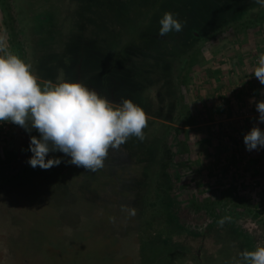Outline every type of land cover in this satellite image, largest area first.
Masks as SVG:
<instances>
[{
	"label": "rangeland",
	"instance_id": "obj_1",
	"mask_svg": "<svg viewBox=\"0 0 264 264\" xmlns=\"http://www.w3.org/2000/svg\"><path fill=\"white\" fill-rule=\"evenodd\" d=\"M74 8L72 0H0V38L36 74L40 40L34 31L36 17L44 10L57 12L56 22L65 32ZM262 14L264 6L249 11L238 23L200 40L193 61L188 54L175 62V116L171 122L156 119L150 129L151 137L163 140L157 174L158 180L162 177L168 183L160 186L163 181L155 179L147 214L156 228L170 232L181 228L175 240L189 254L175 264H237L221 247L220 236L201 238L182 231L203 230L211 214L238 215L254 246H264V148L248 151L244 143L253 126L264 130L256 111V103L264 100V85L253 74L264 53V22L250 25ZM155 92L152 88L147 95L155 99ZM31 136L39 137V133L0 123V181L28 167ZM21 185L12 192H0V264H143L138 251L140 231L134 223L137 215L130 217L120 208L112 219L105 214L92 216V206H80L72 198L64 207L71 217H65L91 215V220L66 227L63 213H58L60 201L49 194L45 181L38 178L34 187L25 181ZM130 202L136 207L135 201ZM165 208L180 221L178 226ZM127 218L132 224L128 229ZM220 258L232 259L228 263Z\"/></svg>",
	"mask_w": 264,
	"mask_h": 264
},
{
	"label": "trees",
	"instance_id": "obj_2",
	"mask_svg": "<svg viewBox=\"0 0 264 264\" xmlns=\"http://www.w3.org/2000/svg\"><path fill=\"white\" fill-rule=\"evenodd\" d=\"M72 2L75 8L70 12V26L65 32L56 22L57 12L44 10L46 12L42 11L36 17L37 30L35 28L34 31L40 37L35 51L38 62L36 75L52 83L65 80L82 82L115 104L122 99H131L149 116V126L144 130L146 138L140 141L133 137L120 150H110L105 167L96 172L67 163L70 157L61 152L50 153L48 159L62 158L59 166L44 170L27 164L28 167L14 177L0 181V192H12L16 187H22L24 181L34 187L35 180L42 179L48 184L49 194L60 201L58 213H63L62 225L66 227L81 225L96 213L112 219L122 205L129 206L130 201H135L136 207H132L138 211L134 223L140 231L138 251L143 264L181 262L189 254V249L175 240V235L181 234V228L170 232L154 227L153 221L148 219L147 208L153 183L158 180L163 146V140L151 137L149 132L156 119L171 122L175 116L178 101L173 77L175 62L188 54L193 55L190 62L193 61L196 57L194 50L200 40L213 37L238 23L249 11L261 5L256 0ZM165 12L178 14L181 21L187 22L182 32H171L164 37L159 35V21ZM263 22L264 14L250 20V25ZM254 84L259 88L257 81ZM152 88H156L155 99L147 95ZM159 180L163 181L160 186L168 183L162 177ZM72 198L79 200L80 206H92L94 212L90 216L66 218L65 215L71 217V214L64 207ZM166 208L167 215L177 221V225L180 221ZM225 216L230 215L211 214L203 230L182 228V231L201 238L220 236L221 247L226 249L229 257L238 261L243 250H255L256 242L242 230L238 215L232 214L231 221L220 227L218 221ZM128 219L125 223L122 221L126 229L132 226ZM220 259L228 262L232 258Z\"/></svg>",
	"mask_w": 264,
	"mask_h": 264
},
{
	"label": "clouds",
	"instance_id": "obj_3",
	"mask_svg": "<svg viewBox=\"0 0 264 264\" xmlns=\"http://www.w3.org/2000/svg\"><path fill=\"white\" fill-rule=\"evenodd\" d=\"M256 3L264 6V0ZM159 23V35L164 37L182 32L187 22L178 14L165 12ZM253 74L264 85V53ZM256 111L259 123H264V100L256 103ZM4 122L39 133V137L30 138L28 150L32 156L27 163L32 168L59 166L62 158L47 157L61 152L70 157L67 163L96 172L105 167L110 150H120L133 137L140 141L146 138L149 116L131 99L115 104L79 81L42 85L32 65L10 51L6 40L0 38V123ZM244 143L248 151L264 148V130L253 126ZM121 211L130 217L137 212L128 205H122ZM231 219L222 217L218 224L223 227ZM237 264H264V246L243 250Z\"/></svg>",
	"mask_w": 264,
	"mask_h": 264
}]
</instances>
